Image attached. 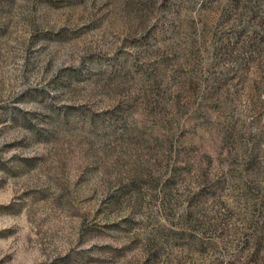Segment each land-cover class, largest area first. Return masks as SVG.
<instances>
[{
	"label": "rangeland",
	"instance_id": "1",
	"mask_svg": "<svg viewBox=\"0 0 264 264\" xmlns=\"http://www.w3.org/2000/svg\"><path fill=\"white\" fill-rule=\"evenodd\" d=\"M0 264H264V0H0Z\"/></svg>",
	"mask_w": 264,
	"mask_h": 264
}]
</instances>
